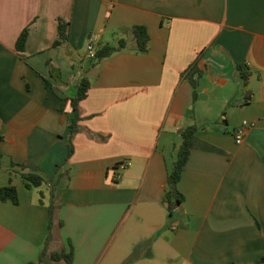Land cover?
Listing matches in <instances>:
<instances>
[{
	"label": "crops",
	"instance_id": "1",
	"mask_svg": "<svg viewBox=\"0 0 264 264\" xmlns=\"http://www.w3.org/2000/svg\"><path fill=\"white\" fill-rule=\"evenodd\" d=\"M120 42L97 65L86 58L91 43ZM243 122L253 126L237 145ZM188 126L184 201L170 214ZM0 134V190L18 195L0 199V264L45 249L73 250L72 264H264V0H0ZM30 173L44 183L27 187Z\"/></svg>",
	"mask_w": 264,
	"mask_h": 264
},
{
	"label": "trees",
	"instance_id": "2",
	"mask_svg": "<svg viewBox=\"0 0 264 264\" xmlns=\"http://www.w3.org/2000/svg\"><path fill=\"white\" fill-rule=\"evenodd\" d=\"M133 34L137 43V50L140 54H146L149 51V41L150 36L147 31V28L144 26H136L133 28ZM59 37L60 40L57 41V45H62L63 43H66L68 40V24L64 21L60 20L59 23ZM27 38V32H23L21 37L18 40L17 47L19 50H23L25 46ZM124 47V42H120L118 47H113L109 45L101 46L96 51L95 58L92 60L94 65H97L100 61H102L105 58L110 57L115 52L119 51L121 48ZM199 74L197 68L193 66L191 70L188 73V80L191 82L193 89H194V97H196V90L198 83L195 79V75ZM243 80L245 83L248 81V75L243 74ZM90 88V81L86 76H83L82 79L77 84V95L72 100V106L73 109L77 112L75 119L73 120L71 124V130L72 133L76 130V123L78 121V107L79 103L85 99L87 96L88 90ZM196 127L195 126H188L183 132V144L178 152V157L176 162L174 163V166L169 173L168 176V185H169V194L167 198V204H168V211L170 214L173 213V211L178 207V205L182 204L184 201V196L180 193L178 189V184L181 180L183 169L187 163V160L189 158V155L191 153V150L193 149L196 141ZM3 137L0 134V143L2 142ZM2 155L0 154V161H1ZM1 166V163H0ZM24 179L27 181V187H40L44 183V179L42 176H39L34 173L30 174H24ZM0 199L3 202L11 201L14 204L18 203V195L15 187L9 186L6 188H3L0 190ZM56 214V208L54 205L49 206V216L50 220L53 223V220L55 218ZM51 223V224H52ZM60 226H62V223H60ZM52 229V227H51ZM45 257H49L53 262H64L66 264H72L73 262V250L71 252H66L65 250L61 251H54V252H48L46 249L43 250L40 259L38 262H31L28 264H43V260ZM132 262V258L127 261L128 264Z\"/></svg>",
	"mask_w": 264,
	"mask_h": 264
},
{
	"label": "built area",
	"instance_id": "3",
	"mask_svg": "<svg viewBox=\"0 0 264 264\" xmlns=\"http://www.w3.org/2000/svg\"><path fill=\"white\" fill-rule=\"evenodd\" d=\"M96 55V47L93 43L89 44L87 47V55L86 58L89 61H92L95 58ZM253 126V124H250L249 122H243L242 126L238 128L235 131V141L237 145H241L244 141V136H245V127ZM129 167V163L123 162L118 164L115 168V174L116 178L119 179L122 176V172L125 171Z\"/></svg>",
	"mask_w": 264,
	"mask_h": 264
},
{
	"label": "water",
	"instance_id": "4",
	"mask_svg": "<svg viewBox=\"0 0 264 264\" xmlns=\"http://www.w3.org/2000/svg\"><path fill=\"white\" fill-rule=\"evenodd\" d=\"M77 78H78V76H77Z\"/></svg>",
	"mask_w": 264,
	"mask_h": 264
}]
</instances>
